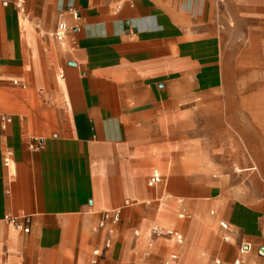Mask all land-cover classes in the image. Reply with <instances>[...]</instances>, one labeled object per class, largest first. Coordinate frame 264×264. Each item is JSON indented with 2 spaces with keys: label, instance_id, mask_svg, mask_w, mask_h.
<instances>
[{
  "label": "crops",
  "instance_id": "1",
  "mask_svg": "<svg viewBox=\"0 0 264 264\" xmlns=\"http://www.w3.org/2000/svg\"><path fill=\"white\" fill-rule=\"evenodd\" d=\"M17 1L0 0V264H264V0Z\"/></svg>",
  "mask_w": 264,
  "mask_h": 264
},
{
  "label": "built area",
  "instance_id": "2",
  "mask_svg": "<svg viewBox=\"0 0 264 264\" xmlns=\"http://www.w3.org/2000/svg\"><path fill=\"white\" fill-rule=\"evenodd\" d=\"M16 7L18 10L26 15V8H25V0H18ZM71 17L73 18L74 21L79 22L81 20L79 14L77 11H72L71 12ZM70 32L69 27L64 23L61 22L58 24L54 34L52 35L54 41L57 44H64L67 40L68 34ZM3 122L5 123H10V120L8 119H3ZM34 150H40L42 148V145L39 143L37 144H32L31 145ZM8 157L5 159L4 165L6 167H9L10 161H11V156L12 154L9 152ZM161 182V177L158 174V172H155L153 176L149 179L148 186L150 188H154ZM4 220L11 224L13 227H15L18 230L23 231L24 233H28L29 229L27 228L28 225V220L26 218L24 219H19L17 217L13 216H6ZM121 217H120V212L119 211H114V212H109L105 213L102 217L101 222L99 223L98 227L96 228L95 231L104 229L108 224L111 225H117L120 223ZM222 230L228 231V226L222 224ZM151 238L153 239H170L173 238L175 239L179 244L183 243V237L178 234L177 232L166 230L160 226H154L151 230ZM224 241L227 243H230L232 241V238L230 236H225ZM245 246H241V253H245L246 249L244 248ZM236 264H241V262L237 261Z\"/></svg>",
  "mask_w": 264,
  "mask_h": 264
},
{
  "label": "rangeland",
  "instance_id": "3",
  "mask_svg": "<svg viewBox=\"0 0 264 264\" xmlns=\"http://www.w3.org/2000/svg\"><path fill=\"white\" fill-rule=\"evenodd\" d=\"M160 173H161L162 175H164L162 171H160Z\"/></svg>",
  "mask_w": 264,
  "mask_h": 264
}]
</instances>
